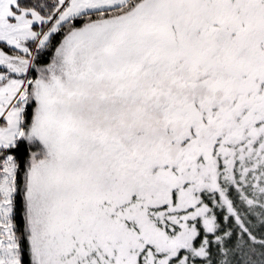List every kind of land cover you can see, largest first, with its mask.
Masks as SVG:
<instances>
[{"label":"snow or ice","instance_id":"1","mask_svg":"<svg viewBox=\"0 0 264 264\" xmlns=\"http://www.w3.org/2000/svg\"><path fill=\"white\" fill-rule=\"evenodd\" d=\"M0 264H264V0H0Z\"/></svg>","mask_w":264,"mask_h":264}]
</instances>
